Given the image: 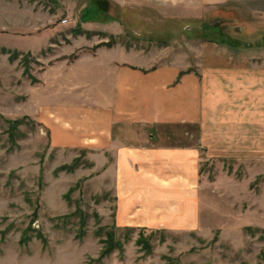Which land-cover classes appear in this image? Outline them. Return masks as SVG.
Instances as JSON below:
<instances>
[{"label":"rangeland","instance_id":"1","mask_svg":"<svg viewBox=\"0 0 264 264\" xmlns=\"http://www.w3.org/2000/svg\"><path fill=\"white\" fill-rule=\"evenodd\" d=\"M170 1L0 0V264H264V158L232 162L202 153L197 193L190 194L198 198L197 223L189 217L186 228L180 218L174 228L120 227L114 180L99 178L98 153L94 162L87 148L55 147L65 133L50 131L49 113L32 94L50 66L104 47L151 51L158 63L177 59L190 72L194 39L202 58L208 53L194 29L226 27V10L236 20L232 37L262 41L264 20L245 7L205 8L199 20L180 17L177 0ZM114 125L122 143L145 142L143 126ZM186 125L160 127L159 146L199 147L200 131ZM108 231L124 250L100 260ZM141 237L150 253L137 243Z\"/></svg>","mask_w":264,"mask_h":264},{"label":"crops","instance_id":"2","mask_svg":"<svg viewBox=\"0 0 264 264\" xmlns=\"http://www.w3.org/2000/svg\"><path fill=\"white\" fill-rule=\"evenodd\" d=\"M177 3L180 17L188 19L200 20L205 8L242 6L264 20V0ZM224 16L226 27L208 26L205 58L193 38L198 56L190 72L192 65L183 67L177 59L161 64L151 51L112 46L78 53L71 64L50 66L38 78L32 94L49 113L50 131L65 133L55 138V147L87 148L93 161L96 151L99 178L114 180L117 226L174 228L180 218L186 228L189 217L195 224L198 198L190 194L197 193L202 153L232 162L264 158V36L256 45L241 42L230 33L234 13L226 10ZM203 26L186 33L204 37ZM117 122L143 126L145 142L122 143ZM175 125L198 129L200 146H159V128Z\"/></svg>","mask_w":264,"mask_h":264},{"label":"trees","instance_id":"3","mask_svg":"<svg viewBox=\"0 0 264 264\" xmlns=\"http://www.w3.org/2000/svg\"><path fill=\"white\" fill-rule=\"evenodd\" d=\"M101 9H103V8H101L100 7V10ZM203 28H204V30H207L206 31V35H204V38L205 39H208L209 37H210V31H209V27L208 26H206V25H204L203 26ZM108 46V45H107ZM18 54H16V56H17ZM12 57V56H11ZM14 58V57H13ZM12 58V59H13ZM76 58V56H73V59H75ZM26 75H28V73L27 72H25V76ZM32 81H33V83H37L38 81L36 80V79H31ZM78 162V161H77ZM63 168V170H68V171H70V172H72V170L75 168V166L73 167V166H71V167H69V168H67V166H65V167H62ZM85 221L84 219H81V221ZM101 233H98V236L99 237H101ZM100 243L103 245V247H102V250H101V254H100V260H103L104 258H106V257H108V256H110L112 253H114L115 251H118V252H120V253H122L123 252V250H124V245H123V243L119 240V239H117V237H116V234H115V232L114 231H108L107 233H106V236H105V238H102L101 240H100ZM137 243L139 244V245H142L143 246V248L145 247V249H147L148 250V253H150L151 252V246H150V244H149V242H147L145 239H143V237H141L138 241H137Z\"/></svg>","mask_w":264,"mask_h":264}]
</instances>
